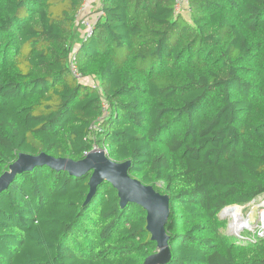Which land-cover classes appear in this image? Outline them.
Segmentation results:
<instances>
[{"label": "trees", "instance_id": "trees-1", "mask_svg": "<svg viewBox=\"0 0 264 264\" xmlns=\"http://www.w3.org/2000/svg\"><path fill=\"white\" fill-rule=\"evenodd\" d=\"M186 2L100 0L82 37L88 0H0V177L20 154L104 151L170 197L169 264H264V240L237 245L219 217L264 196V0ZM91 175L17 176L0 194V264L157 253L146 212L111 184L86 203Z\"/></svg>", "mask_w": 264, "mask_h": 264}, {"label": "water", "instance_id": "water-1", "mask_svg": "<svg viewBox=\"0 0 264 264\" xmlns=\"http://www.w3.org/2000/svg\"><path fill=\"white\" fill-rule=\"evenodd\" d=\"M37 166H48L53 170L66 171L73 177H83L92 172L89 181V203L104 182L111 184L118 192L120 204L125 208L135 204L146 212L147 231L151 240L157 245V253L148 257L144 264H169L172 261L170 236L167 225L170 217V197L157 192L152 186H145L129 176L132 167L130 161L117 163L110 160L104 151H92L85 159H56L42 153L38 156L20 154L9 170L0 177V194L6 191L16 180L17 176L32 171ZM264 203L256 205L247 216L250 226H255L259 220V211Z\"/></svg>", "mask_w": 264, "mask_h": 264}, {"label": "built area", "instance_id": "built-area-1", "mask_svg": "<svg viewBox=\"0 0 264 264\" xmlns=\"http://www.w3.org/2000/svg\"><path fill=\"white\" fill-rule=\"evenodd\" d=\"M187 2L186 0H177L176 10L177 12L181 13L183 10L187 9ZM81 14L85 15L87 13V4H84L81 9ZM81 18L77 25L82 26H89L87 20L85 18ZM92 28H88L86 32L83 31L82 37L89 36L91 34ZM73 73L76 74V70L73 69ZM106 107V106H105ZM264 196L256 198L253 202L254 204H262L264 203ZM237 209L236 214L230 215L228 212L230 210ZM242 207H229L224 209L219 217L227 218L230 221V229L232 232L229 234L232 240L235 241L237 245H245V244H255L261 240H264V208L260 209L259 211V220L255 226H250L247 221V216L242 215L241 211ZM233 219V223H232Z\"/></svg>", "mask_w": 264, "mask_h": 264}, {"label": "rangeland", "instance_id": "rangeland-1", "mask_svg": "<svg viewBox=\"0 0 264 264\" xmlns=\"http://www.w3.org/2000/svg\"><path fill=\"white\" fill-rule=\"evenodd\" d=\"M264 202V201H263ZM258 205V204H257ZM256 206V204H254V202L250 203V204H247L245 206H240L242 207L241 211H242V215L243 216H246V215H249L251 210ZM222 212V211H221ZM220 212V214H221ZM238 213L237 212V209H235V214ZM232 215V214H230ZM221 218V217H220ZM221 219H225L226 221V225H225V229H224V232L225 234H227L229 236V234L232 232V230L230 229V221L227 219V218H221ZM232 223H233V219H232Z\"/></svg>", "mask_w": 264, "mask_h": 264}, {"label": "crops", "instance_id": "crops-1", "mask_svg": "<svg viewBox=\"0 0 264 264\" xmlns=\"http://www.w3.org/2000/svg\"><path fill=\"white\" fill-rule=\"evenodd\" d=\"M99 2L100 0H88V7H89L88 10L90 12V15L86 19L89 23V26L82 27V31H87L88 27L92 26V24L94 23L93 20L95 19L94 17L95 15L94 14L92 15V13H94L93 11H96L98 9Z\"/></svg>", "mask_w": 264, "mask_h": 264}, {"label": "bare ground", "instance_id": "bare-ground-1", "mask_svg": "<svg viewBox=\"0 0 264 264\" xmlns=\"http://www.w3.org/2000/svg\"><path fill=\"white\" fill-rule=\"evenodd\" d=\"M229 214H235V209H233V210H230L229 212H228Z\"/></svg>", "mask_w": 264, "mask_h": 264}]
</instances>
